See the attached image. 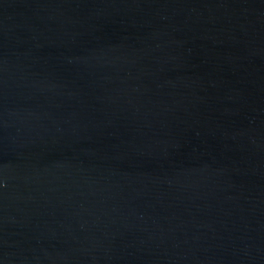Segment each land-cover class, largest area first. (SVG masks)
<instances>
[{
  "label": "water",
  "instance_id": "water-1",
  "mask_svg": "<svg viewBox=\"0 0 264 264\" xmlns=\"http://www.w3.org/2000/svg\"><path fill=\"white\" fill-rule=\"evenodd\" d=\"M0 264H264V0H0Z\"/></svg>",
  "mask_w": 264,
  "mask_h": 264
}]
</instances>
